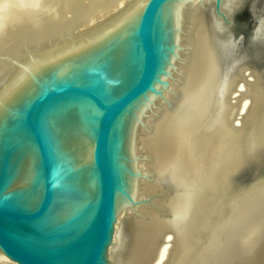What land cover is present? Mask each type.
Listing matches in <instances>:
<instances>
[{
  "label": "water",
  "instance_id": "obj_1",
  "mask_svg": "<svg viewBox=\"0 0 264 264\" xmlns=\"http://www.w3.org/2000/svg\"><path fill=\"white\" fill-rule=\"evenodd\" d=\"M190 1L143 0L54 55L50 40H25L19 55L0 56L9 62L0 74V251L10 261L108 264L118 216L148 201L138 200V133ZM210 2L223 63L259 75L264 91V0ZM242 139L222 201L264 180V139ZM235 237L213 264H264V214L251 236Z\"/></svg>",
  "mask_w": 264,
  "mask_h": 264
},
{
  "label": "bare ground",
  "instance_id": "obj_2",
  "mask_svg": "<svg viewBox=\"0 0 264 264\" xmlns=\"http://www.w3.org/2000/svg\"><path fill=\"white\" fill-rule=\"evenodd\" d=\"M142 1L0 0V56H8L7 49L19 55L25 40H50L54 55ZM210 1L184 7L171 72L138 133V200L148 201L118 216L108 264H207L233 243L232 235L251 236L264 214V180L221 200L242 138L264 139V91L259 75L223 63ZM8 65L0 58V74ZM164 179L173 187L163 186ZM14 263L0 251V264Z\"/></svg>",
  "mask_w": 264,
  "mask_h": 264
},
{
  "label": "rangeland",
  "instance_id": "obj_3",
  "mask_svg": "<svg viewBox=\"0 0 264 264\" xmlns=\"http://www.w3.org/2000/svg\"><path fill=\"white\" fill-rule=\"evenodd\" d=\"M238 122H239V121H238ZM159 190H160V189H159ZM159 190L156 191L155 193H160ZM160 200H162V199H160ZM157 202H158L157 204H159V205L161 206V204L159 203V200H158ZM263 213H264V209H263ZM261 214H262V213H261ZM261 214H260L259 216H263V215H261ZM254 215H255V214H254ZM253 217H254V216H253ZM253 217H252V218H253ZM250 221H251V220H250ZM250 221L246 222V224L249 223ZM241 234H242V233H239L238 235L235 234L234 236H238V237H239ZM242 235H243V234H242ZM243 236H244V235H243ZM218 246H219V245H218ZM218 246H217V247H218ZM224 253H225V252H224ZM224 253H223V254H224ZM210 258H211V259H214V258H212V257H210ZM212 261H214V260H212ZM212 261H211V262H212ZM211 262H210V263H211ZM212 263H213V262H212ZM14 264H15V263H14Z\"/></svg>",
  "mask_w": 264,
  "mask_h": 264
}]
</instances>
